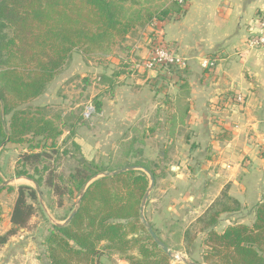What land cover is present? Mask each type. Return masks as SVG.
<instances>
[{"label": "crops", "instance_id": "0c3cea01", "mask_svg": "<svg viewBox=\"0 0 264 264\" xmlns=\"http://www.w3.org/2000/svg\"><path fill=\"white\" fill-rule=\"evenodd\" d=\"M128 2L140 6L128 11L136 15L134 21L172 10L165 0ZM263 10L264 0H190L179 15L171 12L163 21L154 19L157 24L135 26L126 36L129 46L124 48L129 67L116 70L106 64L99 70L102 91L109 88L105 83L114 85L108 97L102 94L95 122L85 131L78 126L65 133L83 155V163L102 150L108 155L115 149H123L126 162L136 156L149 157L152 163L158 159L165 169L155 172L157 176L178 183L155 186L150 203L156 211L146 214L165 233L172 232L173 239L181 232L183 241L188 226L181 222L195 211L205 212L221 192L239 206L227 213L243 214L246 222L253 220L254 209L264 202V49L248 52L245 47L247 24ZM154 32L185 60L184 68L134 69L137 61L148 57ZM202 57L218 60L212 72L200 68ZM85 62L82 64H89ZM48 95L35 99L34 105ZM237 95L243 98L241 105L229 101ZM23 147L2 142L0 137V173L11 188L14 182L34 188L26 178L14 174L16 154ZM13 189L0 193V236L11 229L17 198ZM40 192L44 197V190ZM36 220L35 216L30 219L34 227H38ZM150 225L159 229L152 222ZM28 231L19 230L0 247V264H48L41 238ZM193 251L188 250V255L198 262L201 252ZM99 261L129 264L116 253H104Z\"/></svg>", "mask_w": 264, "mask_h": 264}, {"label": "trees", "instance_id": "16d2710c", "mask_svg": "<svg viewBox=\"0 0 264 264\" xmlns=\"http://www.w3.org/2000/svg\"><path fill=\"white\" fill-rule=\"evenodd\" d=\"M127 0H0V137L2 142L37 149L41 142L54 141L61 136L43 111H31L22 105L37 99L46 91L55 76L70 62L74 52L99 50L115 37H126L132 20H121L122 4ZM121 4V6H120ZM170 11L148 14L143 24L154 19L163 21L171 12L179 15L174 3ZM132 19V18H131ZM134 21V20H133ZM136 22H140L135 20ZM131 22V23H130ZM96 112L101 103L95 102ZM9 117V120H5ZM54 143V144H53ZM72 146L79 151L75 144ZM64 155H69L63 152ZM50 155L45 152L21 154L17 177L31 180L39 190L44 187L61 200L79 197L87 184L76 213L64 226H53L43 241L48 264H102L97 248L122 254L129 264H170L169 258L153 242L140 217L141 202L149 186V178L139 171H127L111 177V173L91 163L78 166L67 178L58 181L39 165ZM73 157V156H72ZM137 166V165H136ZM153 177L155 171L140 165ZM31 169L33 174H29ZM3 180L0 178V185ZM11 191L10 187L0 190ZM10 216L11 229L0 236V247L21 229L28 227L36 214L37 193L34 188L19 186ZM222 198H227L225 192ZM230 200V199H228ZM221 204L220 211L208 209L204 228L209 229L203 245V259L214 264H264V202L254 209L251 226L231 224L220 234L212 227L220 213L237 211ZM2 209L0 205V216ZM207 221V222H206ZM207 227V228H206ZM187 233L185 236H187ZM135 249L136 256L126 253Z\"/></svg>", "mask_w": 264, "mask_h": 264}, {"label": "rangeland", "instance_id": "374dc122", "mask_svg": "<svg viewBox=\"0 0 264 264\" xmlns=\"http://www.w3.org/2000/svg\"><path fill=\"white\" fill-rule=\"evenodd\" d=\"M139 1H143V0H138V2ZM164 3L168 4L167 5L168 10L175 8L173 0H165ZM122 7L123 9H122L120 17H121L122 22L124 23L127 20H132L131 18H135L136 16L135 14L133 15V13L131 14L130 12H128L129 9L130 10L131 8L140 9V6L137 5L136 7H134L130 2H128V0L122 4ZM126 10L127 12H125ZM131 22L134 24L132 25V28L131 30H129L128 34L132 31V29L135 28V26L140 27L144 23L142 21L136 22L133 20ZM151 23L157 24V21L153 20ZM153 34L156 37H158L157 35H159L155 32ZM152 36L150 38V45L152 42L151 40H153ZM129 42H130L129 40H126V37L124 38L115 37L112 39L111 43L108 46L104 45L99 50H91L87 52H85L84 49L77 50L76 52L72 54L70 62L59 72V74L55 76L54 80L48 85L46 91L44 92V94L46 93L49 94L48 98L42 101L41 104L38 106L34 105L35 103L34 100L22 105L21 108L23 109H27L31 107L30 109H32L31 110L32 112L35 111L36 108L37 110L43 111L44 116L48 120L52 121V123L55 125L57 130L61 132V136L57 140L54 141L55 143V145H53L54 147H50L52 145L51 141L41 142L39 141L40 139L33 140V144H37V143L40 144L37 149H34V148L30 149L27 144H23L24 147L21 149V151H19L16 154L17 156L15 155L17 160L15 164L14 174L21 167L20 165L21 162L19 160L21 154L30 153V152H39V153L45 152L50 155L49 158L44 160V162L39 165V170H41L43 167L47 168L46 173L43 176L44 179L48 178L47 175L50 174L51 176L54 177L56 181H58L57 179L59 176H61L62 178H67L70 175V173L74 171V169L78 166L77 162L78 161L81 162L83 155H81L80 151L76 150L71 145L70 139H67L66 137L67 135H65V133L67 134V132L72 127L76 129V127L78 126H80L79 128L82 127L83 128L82 130L85 131L91 124H93V122H95L96 117L90 120H84L82 118L81 113L83 112L84 107L89 103L93 105L95 104V102L101 103L102 94H105L108 97L109 93H112L113 85H114L113 83H105V85L107 84L109 88H107L103 92L102 83L104 82L97 81V78L100 77L99 70L102 66L106 64H110L111 66L116 67V70L117 68H123V69L128 68L129 67L128 65H130V63H129V60L125 61L127 52L124 48H127L126 46H129L130 44ZM150 53H151V48H150L148 57L150 56ZM85 60H87L88 61L87 63L89 64H82L83 62L86 63ZM141 61L143 60H139L135 64H138ZM91 68L93 69V71H91ZM134 69H135V66H134ZM229 101L237 105H241L235 102L234 100H229ZM5 120L6 121L9 120V117H6ZM23 145H17V146H23ZM0 152H2L1 148H0ZM63 152H67L69 153V155H64ZM122 152H123V149H115V150H112L111 154L106 155V151L102 150L98 153V156L96 158L94 159L89 158L90 159L89 162L88 161H85V162L94 164L101 168H104L109 172H114V171L123 169L125 167H129V166L139 167L140 165H143L147 167L148 169H151L155 172L160 171L161 168L165 169V167H163L164 165H162L158 159L155 161L158 164L152 163L149 160V157L136 156L134 159L130 160L129 162H126V156H123ZM133 155H135V153ZM136 171L142 172L140 170H136ZM28 172L29 174H33L31 169H28ZM0 178L2 179L1 173H0ZM154 181H155L154 187L157 185L159 186V184H161L165 186V188L169 187V185L174 186L176 183H178V182H175V180L173 181L169 179H162L160 176H157V179ZM194 183L196 186L200 185L199 182H194ZM13 186H14L13 188L17 190V188L19 187V184L14 182ZM6 187H9V186H6ZM154 187L152 188L149 194V198L146 203L145 210H144V216L149 223L152 222L154 227L159 228L157 230L155 229L153 230L156 236L166 246H168L167 248H169L170 251H175L174 253L176 254H174L173 252L172 253L178 258L172 259L170 264H183L181 259H186L191 262H194L192 258H190L188 255V250L190 249L194 250L193 252H196V253L201 252V259H199L198 262H194V263L214 264L213 260H211V263H210V262L204 261L203 259V253L206 247L203 245V240L205 239L206 234L209 229L205 230L204 228L205 222L204 220H202V218L205 217V219H207L206 212L208 209H211L212 211H215V210L220 211V209L222 208L221 204H224L225 207L233 208L232 202L230 200L232 201L234 200L228 196L227 198L230 200L226 198H222L223 192H221L220 196L216 200H214L212 205L208 209H206L205 212L195 211V213L194 214L192 213L190 217H188L187 215L185 217L186 220L184 219L181 222L182 224H184V227L188 226L186 230L184 231V240L182 241L181 236H180L181 232H179V234H177L178 236L175 239H173L172 232L165 233L164 232L165 229L163 228L161 224L157 222L156 219L154 220L152 219V217L149 218L150 217L149 215L154 213L153 211H156L154 209L155 205L153 203H150V199H151L150 197H151V193ZM13 188H11V191H7V190H4V191H7L8 193H10L14 190ZM43 190L45 194H44V197L42 195L41 202L46 212L41 207L38 197H37L36 204H37L38 211H36V214L34 216L37 219L36 223L38 227L37 226L34 227V224L30 223L29 221L28 227L26 229L29 230L28 234L32 236L40 237L42 240V245L44 246L43 241L48 235V233L52 230V227H53V225L49 223L47 219L51 220V222L54 224H63L65 220L68 218V216L71 214V212L73 210H76V208L78 207L79 203L77 205L76 203L79 197L70 199L67 196H64L62 199H60L61 205H58L59 203L58 197L52 194L51 191H48L45 187ZM154 199L158 201L159 196H156V198ZM186 202H185V205H186ZM147 210H148V213H150L149 215L146 214ZM230 215L231 214H228V213H220L218 217L216 218V224L212 227V229L216 233L220 234L227 227L226 221H228V224L230 225L231 224H244L247 226L252 225L253 220H251L250 222H246V219L242 217L243 214H238L235 216L234 215L230 216ZM186 232H188L187 236H185ZM18 233L20 232L18 231L17 234ZM105 246H107L106 243L103 245L101 243L97 247L100 250L101 255H103L104 253L106 254L116 253V254H119L121 258L125 257L122 254H120L118 251H114L112 249H104ZM126 255L136 256L137 251L135 249L130 250L129 252L126 253ZM44 256L46 258L45 246H44Z\"/></svg>", "mask_w": 264, "mask_h": 264}, {"label": "built area", "instance_id": "2783aa9c", "mask_svg": "<svg viewBox=\"0 0 264 264\" xmlns=\"http://www.w3.org/2000/svg\"><path fill=\"white\" fill-rule=\"evenodd\" d=\"M190 0H173V3L181 12L187 8ZM248 38L246 41V51L264 49V10L261 11L252 21L247 24ZM157 35V34H156ZM154 36L151 40V53L150 56L135 64V70L137 71H155L162 68H184L185 60L178 57L175 52L172 51L162 41L160 35ZM239 55H242L241 53ZM218 60L214 57H202L199 60L200 67L210 73L212 72L217 64ZM233 100L239 104H242L243 98L240 95L233 97ZM97 115L95 106L93 104H87L81 116L84 120L93 119Z\"/></svg>", "mask_w": 264, "mask_h": 264}, {"label": "water", "instance_id": "95a60500", "mask_svg": "<svg viewBox=\"0 0 264 264\" xmlns=\"http://www.w3.org/2000/svg\"><path fill=\"white\" fill-rule=\"evenodd\" d=\"M136 170H140V171L144 172L149 178V186H148L147 192H146V194H145V196L141 202V206H140V217H141L142 224H143L144 228L146 229L147 233L149 234V236L151 237V239L153 240V242L158 246V248H160L169 258L176 259L178 257H176L167 248V246L156 236V234L154 233L150 223L146 220V218L144 216L145 206H146V203L148 201L149 194H150L152 188L154 187V183H155L153 177L148 173V171L145 170L144 168H141V167L129 166V167H125L123 169H120V170H117V171H114L111 173L103 174L102 177H111V176L119 175V174L127 172V171H136ZM26 180L29 181L30 183H32V185L34 186V189L37 193L39 203H40L41 207L43 208V210L45 211L44 206L41 202L42 194H41L39 188L31 180H29V179H26ZM8 183H9L8 181L3 180L2 184L0 185V190L4 189L8 185ZM88 185L89 184H87L85 186V188L82 190L79 198L77 199L76 205L80 202V199H81L83 193L85 192V190L87 189ZM75 213H76V210H73L63 224H54V225L57 227L67 225L71 221V219L73 218ZM181 260H182L183 264H197V263L191 262V261L186 260V259H181Z\"/></svg>", "mask_w": 264, "mask_h": 264}]
</instances>
